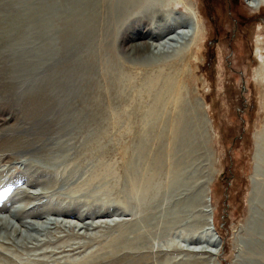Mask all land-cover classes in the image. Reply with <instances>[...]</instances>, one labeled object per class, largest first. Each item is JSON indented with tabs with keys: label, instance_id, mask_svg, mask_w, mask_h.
Returning <instances> with one entry per match:
<instances>
[{
	"label": "rangeland",
	"instance_id": "374dc122",
	"mask_svg": "<svg viewBox=\"0 0 264 264\" xmlns=\"http://www.w3.org/2000/svg\"><path fill=\"white\" fill-rule=\"evenodd\" d=\"M259 5L0 0V264H264Z\"/></svg>",
	"mask_w": 264,
	"mask_h": 264
},
{
	"label": "bare ground",
	"instance_id": "6f19581e",
	"mask_svg": "<svg viewBox=\"0 0 264 264\" xmlns=\"http://www.w3.org/2000/svg\"><path fill=\"white\" fill-rule=\"evenodd\" d=\"M249 1H254V2H256L257 0H249ZM258 5V4H257ZM256 5V6H257ZM260 7H263L264 6V0H260V5H259ZM252 7H255L254 5H252ZM256 9L258 8V6L257 7H255ZM127 21V20H126ZM168 25V23H165V24H163V26H162V28L163 27H166ZM260 29H262L263 31V34H264V24H262L260 27H259V30ZM160 33V32H159ZM208 31H206V32H201V30H200V28H198V30H197V32L195 33L196 35H195V38H197V41H195L196 43H197V46H199V48L201 47L200 45H202V43H203V41L206 39V37L208 36ZM259 33V32H258ZM164 34H166V33H164ZM163 34V35H164ZM175 34V33H174ZM176 34H177V32H176ZM167 35V34H166ZM165 35V36H166ZM169 35V34H168ZM170 36H171V34H170ZM184 36V35H183ZM169 37V36H168ZM153 38V37H152ZM159 38H163V36L161 37H159ZM170 39H171V37H170ZM153 40H154V38H153ZM167 40H168V38H167ZM176 40V39H175ZM146 41V40H145ZM166 41V40H165ZM194 42V43H195ZM145 44V46L148 48V50L150 51V53L152 54V55H157V54H159V53H161L162 51V46L164 45L162 42H160L159 40L158 41H151V40H148V42H145L144 43ZM195 46V45H194ZM259 47L261 48L262 46L261 45H259ZM263 50H264V47H263ZM258 52H261V49H259V51ZM149 53V52H148ZM262 53V52H261ZM260 71H261V74H260V76H262V75H264V63H263V61L261 62V67H260ZM259 73V72H258ZM259 76V75H258ZM263 77V76H262ZM261 77V78H262ZM256 81H257V83H261V79H260V77H257V79H256ZM264 85V84H263ZM263 206H264V204H263ZM209 207H210V205H209V199L208 198H206V201H205V210H204V212H206V226H207V230L208 231H211V230H214L212 227H211V225H212V222H211V220H210V218L209 217H207L208 216V214L210 213V209H209ZM258 215V214H257ZM4 224H6V222L5 221H3L1 218H0V225L1 226H4ZM7 226V225H6ZM211 233V232H210ZM213 233V232H212ZM215 234V233H214ZM209 237V236H208ZM193 239V238H192ZM194 241L195 242H198L199 244H200V247L199 248H197V247H192L191 249H193V250H196V249H207L209 252H211L214 256H217L218 255V252H219V250H220V247L218 246V239L217 238H206V237H203V236H200V237H196V238H194ZM205 243H207V245H212V246H214V248H208L207 247V245L205 244ZM172 244V243H171ZM203 244H205V245H203ZM88 259V258H87Z\"/></svg>",
	"mask_w": 264,
	"mask_h": 264
},
{
	"label": "flooded vegetation",
	"instance_id": "af4514ba",
	"mask_svg": "<svg viewBox=\"0 0 264 264\" xmlns=\"http://www.w3.org/2000/svg\"><path fill=\"white\" fill-rule=\"evenodd\" d=\"M209 2V1H208Z\"/></svg>",
	"mask_w": 264,
	"mask_h": 264
}]
</instances>
